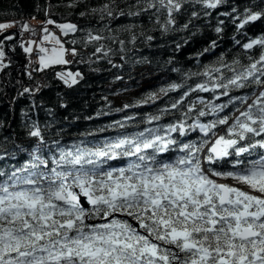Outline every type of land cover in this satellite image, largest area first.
<instances>
[{
  "label": "snow or ice",
  "instance_id": "6c2138e0",
  "mask_svg": "<svg viewBox=\"0 0 264 264\" xmlns=\"http://www.w3.org/2000/svg\"><path fill=\"white\" fill-rule=\"evenodd\" d=\"M225 2L136 0L124 11L115 0L91 8L76 0L69 7L82 4L79 17L96 19L103 28L94 33L76 23L46 19L39 26L40 70L68 64L66 55L79 54L75 46L66 48L48 25L65 37L84 32L85 46L110 39L125 53L127 45L134 48L141 38L154 39L134 22L142 16L163 34L177 30L176 17L188 13L179 26L188 30L195 19L210 22L213 10ZM261 5L264 0L243 11L230 5V11L218 13L214 32L222 35L223 16L246 36V26L264 19ZM120 18L132 22L113 29ZM9 26L0 23V30ZM22 27L35 33L27 23ZM105 31L110 35L100 34ZM233 40L244 50L247 64L240 58L229 63L221 53L203 71L184 74L185 80L199 79L194 85L172 82L139 102L154 103L179 90V98L156 114H146L134 125L130 122L138 118L128 116L99 129H112L113 136L96 139V133L88 132L66 144L46 139L51 125L42 129L33 121L28 146L8 137L0 141V264H264V33L242 44L235 36ZM35 43L22 45L23 51L32 53ZM2 45L0 41V68L7 66ZM216 47L212 40L198 55ZM254 48L260 50L258 58L248 54ZM114 51L101 43L93 55L100 54L99 59ZM56 75L69 87L81 77L79 72ZM191 134L197 139H190Z\"/></svg>",
  "mask_w": 264,
  "mask_h": 264
},
{
  "label": "trees",
  "instance_id": "16d2710c",
  "mask_svg": "<svg viewBox=\"0 0 264 264\" xmlns=\"http://www.w3.org/2000/svg\"><path fill=\"white\" fill-rule=\"evenodd\" d=\"M75 2L76 0H0V21H11L14 27L10 30L16 29L18 33L23 29V23H27L36 32L40 24L48 18L56 22L76 23L82 28H92L94 33L103 28V24L97 23L96 19L80 18L79 12L84 11L85 7L82 4L69 7ZM85 3L91 8L112 3V0H85ZM135 3L136 0H115V4L124 11H128V6ZM253 3L259 5L260 0H226L224 5L213 10L210 22L203 17L195 19L188 30H179V26L188 17V13L181 14L176 17L177 30L163 34L158 26H155L154 30L147 15H144L134 22L143 24L146 35H152L154 39L149 43L141 38L134 48L130 44L127 45L125 53H120L118 45L110 39L85 46L84 32L69 34L64 38L65 44L69 48L75 46L79 54L72 56L68 64L51 65L43 70H40L36 61L30 59L29 53L23 51L20 38H16L11 31L12 34L7 35L13 37L11 41L4 40L5 36L0 39L6 52L7 65L0 68V141L8 137L28 146L31 141L28 140L27 131L33 121L38 122L42 129L46 124L51 125L50 129L45 130L46 139H62L66 144L77 141L82 134L88 132L96 133V139L113 136L116 134L114 130L109 129L101 133L99 129L117 120L124 121L128 116L138 118L130 122L132 125L141 123L139 118L149 113L156 114L160 108L178 99L181 94L177 90L154 103H139L149 93L156 92L160 87H166L172 82L194 85L199 79L192 77L185 80L184 74L203 71L204 66L216 62L221 53L225 54L229 63L234 58H240L244 64L248 63L244 50L234 43L233 37L242 44L248 42L249 37L261 35L264 33V19L246 26L243 30L247 33L246 36L237 33L235 26L223 16H219V19L225 20L222 35L217 36L214 27L218 13L230 11V5L235 4L243 11L245 5ZM32 20L36 23H32ZM129 22H132L130 18H120L112 24V28L116 29L119 25ZM136 31L139 33L141 29L137 28ZM100 34L110 35L106 31ZM118 35L120 39H127L126 33ZM73 40L76 41L75 45L71 43ZM212 40L217 41V47L198 55ZM101 43L106 49L112 48L116 51L98 59L100 54L94 56L93 53ZM177 44L180 45L179 49L176 48ZM259 51V48H254L248 54L258 58ZM121 56L124 58L121 59ZM109 60L112 63H109ZM169 60L172 62L168 63ZM172 68L179 71L172 72ZM68 70L81 74L78 83L71 87L56 75L59 72L67 73ZM25 88L29 89V92H24ZM201 95L210 98L207 93ZM195 98V95L191 97L192 100ZM125 104L132 107L125 109ZM118 109L120 111H117ZM98 113L103 114L97 115ZM169 119L170 117H166L164 122ZM128 130L135 129L129 127ZM189 138L195 140L197 135L191 134Z\"/></svg>",
  "mask_w": 264,
  "mask_h": 264
},
{
  "label": "rangeland",
  "instance_id": "374dc122",
  "mask_svg": "<svg viewBox=\"0 0 264 264\" xmlns=\"http://www.w3.org/2000/svg\"><path fill=\"white\" fill-rule=\"evenodd\" d=\"M33 22H36L35 20H32ZM0 23H8L10 26L8 27V28H6V29H2V30H0V33H2V32H5L6 30H9V29H11L12 27H14L13 26V23L11 22V21H8V20H4V21H0ZM43 23V22H42ZM41 23V24H42ZM57 23H64V22H57ZM40 24V25H41ZM48 28H49V30L50 31H52V32H54L57 36H59L60 38H61V40L65 43V41L62 39V37H61V32L59 31V29H57L54 25H48ZM23 31H27V30H24V29H22V30H20L19 31V33H23ZM36 34L37 33H39V36H38V39H37V41H36V43L35 44H33L32 46H34L35 47V49H36V53H35V51H33L32 53H30L29 54V57H30V59H33L34 61H36L38 64H39V53H38V48H37V46L40 44V42H41V36L43 35V33H42V31H41V29H39V31H36L35 32ZM35 33H31V35H34ZM62 36H63V34H62ZM23 39V38H22ZM25 39V45L24 46H28V42L29 41H34L32 38H30L29 36L28 37H26V38H24ZM45 46L46 47H49V49L51 48V45L50 44H45ZM65 47L66 48H68V49H71V48H69L66 44H65ZM66 59H67V57H66ZM5 61H6V59L4 60V63H5ZM67 72H71V71H67ZM72 73H75V72H72ZM148 77V75L147 76H145L144 77V79H146ZM144 81V80H143Z\"/></svg>",
  "mask_w": 264,
  "mask_h": 264
},
{
  "label": "water",
  "instance_id": "95a60500",
  "mask_svg": "<svg viewBox=\"0 0 264 264\" xmlns=\"http://www.w3.org/2000/svg\"><path fill=\"white\" fill-rule=\"evenodd\" d=\"M11 31H13V33H15V35H16V38H18V36H19L18 32L16 31V29H13V30H9V31H5V32L0 33V39H1L3 36H5L6 34L10 33ZM16 38H15V39H16Z\"/></svg>",
  "mask_w": 264,
  "mask_h": 264
}]
</instances>
